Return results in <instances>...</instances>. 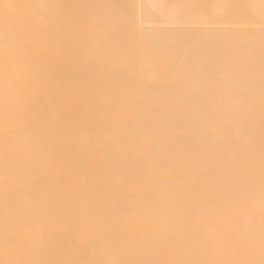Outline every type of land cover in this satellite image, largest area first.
Wrapping results in <instances>:
<instances>
[{
	"label": "bare ground",
	"instance_id": "obj_1",
	"mask_svg": "<svg viewBox=\"0 0 264 264\" xmlns=\"http://www.w3.org/2000/svg\"><path fill=\"white\" fill-rule=\"evenodd\" d=\"M56 2L82 6L71 13L95 18L102 30L65 28L62 44L71 58L40 65L47 92L32 96L23 118L40 133L43 151L21 150L10 161L28 177V208L20 207L22 192L4 196L0 130V264L258 262L264 176V26L258 12L257 22L249 23L247 12L224 7L241 0ZM120 50L126 60L114 65ZM52 156L65 166L53 168ZM161 165L172 174L162 175ZM212 191H239L251 200L241 214L249 230L237 233L240 248L217 254L191 242L159 251V235L184 234L174 235L152 202L160 200L168 217L201 236L205 217L186 209ZM21 213L40 225L41 235L15 234L17 246L8 248L6 217Z\"/></svg>",
	"mask_w": 264,
	"mask_h": 264
},
{
	"label": "snow or ice",
	"instance_id": "obj_2",
	"mask_svg": "<svg viewBox=\"0 0 264 264\" xmlns=\"http://www.w3.org/2000/svg\"><path fill=\"white\" fill-rule=\"evenodd\" d=\"M82 7L74 4L60 3L56 0H0V130L4 133L3 169L4 196L7 199L12 193L22 192L21 209L31 206L27 198L28 177L17 172L10 165L12 157L21 150L43 151L40 133L23 118V113L31 111V98L36 93H46L47 85L39 69L44 61L52 59L68 60L70 54L62 44L65 28L92 26L97 31L102 25L93 17L77 16L71 9ZM226 8H239L247 12L249 23L258 19L264 26V0L258 4L250 0H241L239 4L224 5ZM251 10V11H248ZM126 52L117 51L113 56L114 65L126 60ZM164 72V69H161ZM264 107V96H262ZM47 123V121H46ZM21 143H16L17 139ZM62 158L50 157L53 168L65 166ZM160 173H172L161 165ZM251 204L239 191H212L199 199H193L186 209L188 214L205 217L202 225L204 235L194 236L187 224L178 218L168 217L165 205L160 200L152 202V208L159 210L168 219L173 234L183 233V239L170 238L167 233L158 236L159 251L170 248L186 249L195 242L201 248L226 254L236 252L241 241L237 233L248 231L243 223L242 210ZM151 219V217H149ZM11 226V230L9 228ZM156 231L159 233L160 229ZM15 234H31L35 239L41 235L40 225L35 220L24 218L23 214L6 217L3 242L8 248H15L18 241ZM261 259L257 262L250 259L233 260L227 258L201 259H168L125 261H95L88 264H264V176L261 184V225H260ZM16 264H71L67 261H19Z\"/></svg>",
	"mask_w": 264,
	"mask_h": 264
}]
</instances>
